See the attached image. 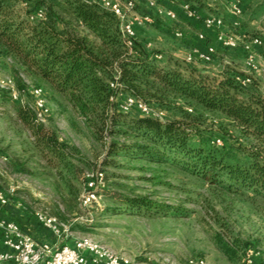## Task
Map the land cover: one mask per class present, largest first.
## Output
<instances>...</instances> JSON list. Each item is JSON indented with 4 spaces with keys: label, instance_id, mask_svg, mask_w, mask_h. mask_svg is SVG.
<instances>
[{
    "label": "rangeland",
    "instance_id": "rangeland-1",
    "mask_svg": "<svg viewBox=\"0 0 264 264\" xmlns=\"http://www.w3.org/2000/svg\"><path fill=\"white\" fill-rule=\"evenodd\" d=\"M61 1L53 0L55 9L68 15L65 5H59ZM245 6L241 27L249 36L264 37V0H247ZM28 7V3H20L17 8L24 15ZM159 22L139 25L135 43L150 54L162 53L163 59L157 60L161 65L184 73L195 69L214 81L233 69L249 75L244 64L232 62L237 55L223 49L211 62L188 63L186 57L196 46L174 35H163ZM146 42L152 47L148 48ZM259 65L252 75L259 88L247 85L242 97L253 90L264 95V62L259 61ZM1 84L19 94L14 100L4 89L6 98L0 100V189L9 199L7 206L17 211L16 218L28 222L37 213L47 212L61 221H74L75 237L90 235L143 264H191L194 259H205L206 264H264V197L247 189L231 191L227 184L209 180L173 156L158 159L123 148L112 151L114 141L130 146L140 140L132 134H111L92 126L66 94L27 70L14 56H1ZM38 87L47 99L49 112L45 115L35 106L34 90ZM128 95L126 91L119 95L121 109ZM143 102L155 115L163 112L164 119L186 122L198 137L209 135L219 147L226 143L242 160L247 159L244 148L258 142L224 113L205 110L191 99L172 94L163 103L155 98ZM20 107L33 111L38 123L57 130L59 139L72 151V166L52 158L38 145L34 132L20 119ZM127 112L143 114L138 106ZM118 129L125 128L112 127L113 131ZM217 138L221 144L215 142ZM192 143L198 145L199 141ZM17 165L27 171L17 170ZM96 167L104 169L106 187L97 203L84 208L79 199L84 175ZM119 195L146 196L170 209L159 212L129 208L118 199ZM78 217L92 219V223L75 221Z\"/></svg>",
    "mask_w": 264,
    "mask_h": 264
},
{
    "label": "trees",
    "instance_id": "trees-1",
    "mask_svg": "<svg viewBox=\"0 0 264 264\" xmlns=\"http://www.w3.org/2000/svg\"><path fill=\"white\" fill-rule=\"evenodd\" d=\"M20 3L29 5L24 15L17 8ZM60 4L65 5L68 15L57 11L53 0H0V62L4 55L18 58L27 70L66 94L92 126L111 134H132L140 140L130 146L114 141L112 151L123 148L158 159L173 156L209 180L227 184L231 191L247 189L264 197V95L253 90L248 97H242L240 94L247 86L236 79L241 72L233 69L214 81L195 69L184 73L163 66L145 47H129L117 17L98 3L64 0ZM40 10L44 16L32 20ZM116 73L123 83L122 90L135 98H155L163 103L173 94L191 99L205 110L224 113L258 142L244 148L247 159L242 160L226 143L219 147L209 135L198 137L182 120H160L126 112L110 87ZM250 85L259 88L254 81ZM5 94L0 88V100L6 98ZM19 116L48 155L72 166V151L59 139L57 130L38 123L35 113L27 107H20ZM113 126L125 129L113 131ZM195 140L198 145L192 143ZM16 169L27 171L19 165ZM118 199L139 210L170 209L146 196L119 195ZM6 210L29 233L28 222L17 219L13 207L7 206Z\"/></svg>",
    "mask_w": 264,
    "mask_h": 264
},
{
    "label": "built area",
    "instance_id": "built-area-1",
    "mask_svg": "<svg viewBox=\"0 0 264 264\" xmlns=\"http://www.w3.org/2000/svg\"><path fill=\"white\" fill-rule=\"evenodd\" d=\"M89 2L98 3L101 7L111 11L119 20L121 35L125 43L129 47H133L137 38V27L142 24H154L161 17H167L174 22L179 19L178 12L174 7L167 5L180 4L185 13L190 17H195L202 21L207 28L217 30V41L226 49L243 48L246 53L245 67L249 70V75H237L236 79L242 86L250 85L253 82V72H256L260 65L258 61V51L261 49L264 54V37L262 35L249 36L246 31H234L225 29V20L221 15L212 14L200 16L198 12L192 8L189 3L183 0H148V7L154 12H142L138 6V0H87ZM199 2L213 3L220 0H197ZM246 0H227L226 10L232 17L240 18L246 10ZM44 16L42 10L32 16V20ZM174 36L177 39H185V32L179 28H174ZM202 42L207 40L204 33L199 34ZM148 48L152 47L151 42H146ZM218 56L216 46L207 45L205 49L196 47L186 57L188 63L197 61L211 62ZM156 60H162V53H154L151 55ZM231 64L230 61H225ZM1 88L8 90L14 100L19 99V94L9 87L1 84ZM110 87L115 95L121 94L123 83L120 80L119 73L114 75L110 80ZM35 106L44 115L49 112L47 99L42 88H36ZM114 99V97H113ZM138 106L144 115L164 120V113L158 115L150 112V108L143 100L128 95L123 107L124 111H128L130 107ZM215 142L221 144L220 138ZM84 188L80 194L81 205L84 208H90L97 203L101 197V192L106 187L107 179L103 168L96 167L86 171ZM9 203V199L4 191L0 189V204L5 206ZM37 220L44 227L52 230L57 241H40L35 239L30 233L25 232L18 222L12 219H0V243L3 250L0 251V264H143L135 261L126 254L118 253L90 235L75 237L72 231L74 221H61L57 217L47 212H39L36 215ZM75 221L83 224H91L92 219H84L78 217ZM191 264H206L205 259L191 260ZM242 264H248L243 261Z\"/></svg>",
    "mask_w": 264,
    "mask_h": 264
},
{
    "label": "crops",
    "instance_id": "crops-1",
    "mask_svg": "<svg viewBox=\"0 0 264 264\" xmlns=\"http://www.w3.org/2000/svg\"><path fill=\"white\" fill-rule=\"evenodd\" d=\"M185 3H189L190 5H193V9H195L200 16H207L212 14L221 15L225 20V29L227 30H237L238 28L241 29V31H246V29H243L242 26V19L244 20L245 17L236 18L232 17L227 13L226 10V3L227 0H220L213 3H205V2H192L188 0H183ZM247 1V0H246ZM139 8L141 11L149 13L154 12L152 9L148 7V0H138ZM168 7H174L176 11L178 12L179 19L177 22L172 21L171 19L167 17H161L159 19L158 28L163 33V35H174V28L179 27L185 32V41H189V43L194 44L196 47L205 49L206 46L213 45L216 46V48L223 49L226 51H231L232 54H236L238 58L233 59L232 62H241L245 65L246 62V53L243 50V48H237V49H226L222 46L220 42L217 41L216 33L217 30L214 28H207L202 23L201 20L190 17L187 15V13L184 12L182 6L180 4L178 5H167ZM167 30V31H166ZM170 33H167V32ZM204 33L207 37V40L205 42L200 41L199 34ZM162 35V36H163ZM258 51V57L260 62L263 61L264 54L261 51V49H257ZM244 62V63H243ZM196 66V65H193ZM235 68H238L235 66ZM244 69V68H243ZM240 70V69H238ZM245 70V69H244ZM0 219H11L9 213L4 209V206L0 204ZM28 232L37 240L40 241H50L55 242L57 241V237H55L52 230H49L48 228L44 227L36 217L31 218L28 221L27 224ZM3 250V246L0 243V251Z\"/></svg>",
    "mask_w": 264,
    "mask_h": 264
}]
</instances>
